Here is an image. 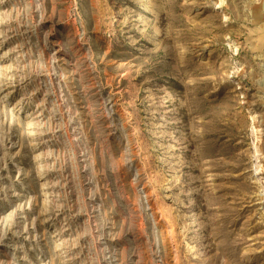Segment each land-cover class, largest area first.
I'll list each match as a JSON object with an SVG mask.
<instances>
[{
	"label": "rangeland",
	"instance_id": "374dc122",
	"mask_svg": "<svg viewBox=\"0 0 264 264\" xmlns=\"http://www.w3.org/2000/svg\"><path fill=\"white\" fill-rule=\"evenodd\" d=\"M0 264H264V0H0Z\"/></svg>",
	"mask_w": 264,
	"mask_h": 264
}]
</instances>
